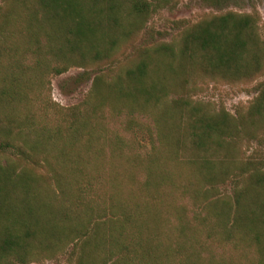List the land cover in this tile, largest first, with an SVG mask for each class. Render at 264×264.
<instances>
[{
    "label": "trees",
    "instance_id": "1",
    "mask_svg": "<svg viewBox=\"0 0 264 264\" xmlns=\"http://www.w3.org/2000/svg\"><path fill=\"white\" fill-rule=\"evenodd\" d=\"M152 10L0 0V264L68 246L66 264H264V155L241 152L264 136V82L233 114L192 99L204 82L264 75V23L204 14L134 48ZM70 67L98 74L80 103L58 107L46 77ZM142 130L145 153L122 136L135 146Z\"/></svg>",
    "mask_w": 264,
    "mask_h": 264
},
{
    "label": "rangeland",
    "instance_id": "2",
    "mask_svg": "<svg viewBox=\"0 0 264 264\" xmlns=\"http://www.w3.org/2000/svg\"><path fill=\"white\" fill-rule=\"evenodd\" d=\"M153 7L143 29L134 41V48L148 46L155 42L169 41L186 25L194 22L204 14H217L226 11L236 13L256 12L260 23H264V0H146ZM259 23V24H260ZM130 53L127 51L125 55ZM120 61L122 58L119 59ZM98 71L94 69H81L70 67L66 72L59 75L46 77L48 86L43 92L49 102L58 107H70L82 101L86 95L91 80ZM264 82V75L249 84L229 86L220 83L204 82L192 99L207 102L214 109L222 108L229 114H233L237 107L245 106L255 95V85ZM128 133H123L124 140L129 143L130 148L140 153L149 152V145L145 132L142 130L136 135L137 145L133 146L128 138ZM243 156L258 154L264 155V136L259 142L250 141L241 144ZM3 155L14 157L10 151ZM38 175L43 174L42 170L34 169ZM232 184L227 182L219 186L220 194H229ZM188 206V204L186 205ZM71 246L67 247L64 253L59 254L52 260L43 259L38 262L27 264H66V251H70ZM14 264V263H13Z\"/></svg>",
    "mask_w": 264,
    "mask_h": 264
}]
</instances>
